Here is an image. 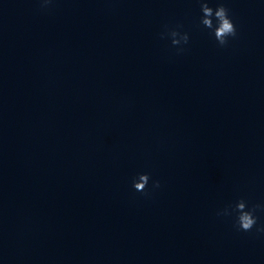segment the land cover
Returning a JSON list of instances; mask_svg holds the SVG:
<instances>
[{
	"label": "clouds",
	"instance_id": "clouds-1",
	"mask_svg": "<svg viewBox=\"0 0 264 264\" xmlns=\"http://www.w3.org/2000/svg\"><path fill=\"white\" fill-rule=\"evenodd\" d=\"M201 9L200 24L205 28L211 30L215 41L218 46L225 47L229 43V38H235L237 36V28L234 24L229 10L221 3L214 9L209 6L208 0H199ZM41 8H47L53 3V0H39ZM215 21V23H214ZM181 25H177L174 29H166L161 33V38L165 36L171 37V43L173 46L181 44H187L189 42V35L187 32L179 31ZM182 47L178 48V52H182ZM150 175L148 173L138 174L133 179V187L136 191L143 193L145 196L150 194L148 189ZM160 187V181L156 180L152 183V190ZM257 209L264 210V205L256 204L251 208L248 207L247 202L241 198L235 202L234 205H228L217 215L232 216L235 215V226L238 231L250 232L257 226V216L255 215ZM256 231L259 234H264V225L256 227Z\"/></svg>",
	"mask_w": 264,
	"mask_h": 264
}]
</instances>
